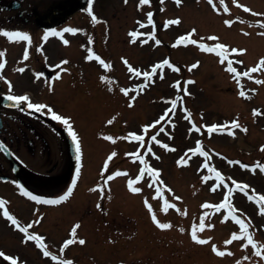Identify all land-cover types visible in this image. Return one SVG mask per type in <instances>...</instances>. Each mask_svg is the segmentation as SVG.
I'll list each match as a JSON object with an SVG mask.
<instances>
[{
  "label": "rangeland",
  "instance_id": "obj_1",
  "mask_svg": "<svg viewBox=\"0 0 264 264\" xmlns=\"http://www.w3.org/2000/svg\"><path fill=\"white\" fill-rule=\"evenodd\" d=\"M239 3L251 8L247 0H239ZM234 7V10L228 8V11L221 7L217 15L209 14L202 20H197L198 15L194 16L184 10L185 6L180 9L175 6L166 7L164 10L158 11L156 16L159 19L179 16L181 24L184 25L183 30H185L181 29V31L185 36L191 33L190 39H196L199 42L223 43L229 48L245 49L244 52L231 54L241 60L242 63L240 62L239 66L246 69L256 62V57L264 58V56H261L264 55V45L260 41H253L254 36L250 31L246 36V33H241V31H244L242 26L253 23V20L259 18L260 15L256 14L255 8L252 12L240 8L236 0H234ZM236 15L239 19H235ZM228 19H235V21L233 20V24L228 25L225 23ZM231 26H235V28L232 29ZM193 28L196 29L194 33L191 32ZM155 30L157 32L159 29ZM120 32L121 30L118 29L112 35V38L114 41L119 40V43L122 44L123 40ZM173 35L171 38L169 35H164L163 37L167 36L166 40H161L158 37L154 40V44L151 39L146 40V47L143 50L134 46L139 44L138 40L134 42V45L129 43L128 47L131 48L129 49L131 53H127L129 57L124 59H128L136 68L141 66L142 71L149 69L153 58L157 60L161 59L159 57L164 56L165 59L170 61V64L167 65L169 68L164 69V71L161 69V72H158L154 84L146 92L140 93L137 97L134 93L135 87L128 86L130 91L127 96L122 93V88L130 83L138 82L140 78L136 80L134 77H128V72L126 73L125 67L122 66L119 59L120 62L118 61L117 66L116 63H113L114 68H122L121 76L115 74L116 84L111 91L115 108L111 105L112 101L108 98L106 92L97 94L95 91L90 90L87 94L88 97L93 96L98 100L104 99V102L111 101L105 102L106 112L102 115L97 112V119H100L98 121L99 125L87 131L84 123L76 125L77 120H72L74 122L73 127L82 137L84 149H86V158L83 157L85 159L82 170L83 178L79 179L75 189L76 193L79 192L77 197L81 198L78 200L83 201L84 197L88 196L85 197L88 201L86 205L88 210L82 209L84 211L82 222L85 219H87V225L90 221L93 225L98 222L99 236L108 233L111 238H116L115 241L119 239L116 244L113 242L105 244V238L93 237V240H90L88 249L87 247L80 248V251H83L78 258L81 264H84V262L86 264H163L164 261H168L167 264H178L177 262L180 261H184L180 264H236L237 261L240 264H264V255H258L255 248L251 245L247 248L242 247L246 243V237L232 240L231 244L226 245L224 243V241L232 238L233 232H240V225L236 221L221 223L219 218L222 213L212 212L216 206L215 204L210 208L205 206L204 209H201L203 201L210 204L211 201L228 197V193L217 190L213 194L209 186L216 183L203 181V190L208 195L207 197L201 194L197 186L191 184V182L199 183L198 179H201V174L195 172L198 162L202 160L201 155L191 153L192 149L196 148L193 144L194 139H197L198 144L204 147V150L202 147L201 149L205 152L216 149L219 152L231 155V157L236 156L241 160L244 159L251 164L255 159L264 163V157L261 154V145H264V127H261L264 125V120H262L264 115V85L260 87V92L258 90L255 92L256 86L249 83L246 90L248 96H238L234 89L235 84L229 77V72L223 71V63L218 60L216 53L212 54V52L204 51L199 45L195 46L190 42L185 44L187 46L193 45V47H189L185 51V49L177 47L176 42H173V39L176 38L175 33ZM211 36L218 37V40H210L209 37ZM157 40L160 41L159 44L156 43ZM141 51L147 60H144ZM197 61H199V64L192 68L191 65ZM110 64L112 65V63ZM173 64L176 65L179 71L172 68L171 65ZM161 75L163 78H161ZM173 80L174 82H172ZM175 80L179 81V86H177ZM188 81L194 82L187 83ZM99 87L105 89L102 82ZM185 88L187 91H185ZM107 90L109 92L110 88ZM178 96L182 99L177 100L172 117L170 114L173 111L168 110L172 108L171 100L176 99ZM133 97H135L134 101ZM87 101L88 104L91 103L90 100L86 99L81 108L85 115L92 111L90 106H87ZM102 104L99 103L96 106ZM112 108L114 110L110 112L109 110ZM111 113L115 114L108 118ZM162 115L164 116L163 120L160 119ZM114 116L116 118L110 125L116 126V133L109 132L110 125H108V121ZM157 120H160L159 124L155 123ZM244 120H250L247 127ZM167 121H170L167 132H162L159 135L160 143L156 146H152L153 143L149 144L151 134L160 129L163 123ZM231 121H237L239 127L234 126L230 123ZM88 123L90 124L92 121H88ZM150 124L154 126L145 129L144 126ZM193 124H195V127ZM212 124H216L217 128L209 134L206 125L211 126ZM221 124L230 127L236 137L220 136L215 133V131L222 128ZM233 127L236 129L233 130ZM245 128L248 132L247 140L252 141L256 148L255 150H249L250 152L242 151L245 150L246 141L245 136L240 133L246 132ZM90 131L93 132L89 139ZM132 132L143 136V139L138 141L131 137L130 133ZM109 135L113 137L112 140L107 139ZM255 140H262L263 142L258 144L254 142ZM165 144L169 147L165 148ZM149 147L152 150V155L148 151ZM113 152L116 155L109 160L108 158ZM146 152L148 157H145ZM153 152L157 155V158L153 155ZM141 157L148 162L145 166L157 170L156 176L160 194L157 195L155 190L154 198L151 196V191L146 188L144 183L148 177H145L146 181L143 179V182L133 183L132 186H136V184L138 188L141 186L142 191L137 193L138 199L134 206L132 205L130 206L132 208L126 209L121 204L124 206L123 202L126 197L132 196L134 193L127 183L141 171V163L143 162ZM182 157L187 161L184 164L179 162ZM215 161L217 162H214L213 166L218 170H220L218 167H221L222 176L226 177L232 184L247 185V189L249 187L253 188L255 185L260 186L256 170L240 169V163L234 167H229L224 159ZM174 164L179 167L175 168ZM117 165L120 168L123 167L125 173L111 178L110 184L114 185V189L110 192H113L112 199H109L110 194L106 193V188L101 186V183L108 172L106 168L115 169ZM134 167L137 168L136 171L133 170ZM85 169L87 172H85ZM114 171H110V175ZM120 177L124 179L122 180ZM115 185L117 188H115ZM200 186L202 188V185ZM260 188L264 191V187L260 186ZM259 193V189L254 192V194ZM234 194L231 195L234 208L232 210L243 213V216L247 218L243 220L249 225V230L252 232L254 239L264 245V234L259 229L260 225L264 223V214L258 210L261 205L257 202L250 204L245 198L237 193ZM233 195L234 197H232ZM176 196L181 197V199L177 201ZM145 198H147L148 204H151L157 218L162 222H170L173 225L171 228L160 229L157 227V232H154L155 222L151 218L152 214L151 216L149 213L145 214V212H151L148 204L145 203ZM104 199H107L110 203L111 214L109 218L111 220L102 225L99 222L101 212L98 205L103 204ZM165 199L168 200L169 204H175L176 207H170L167 212L163 211ZM202 216L204 217L203 221L200 219ZM75 217L76 215L73 216V218ZM221 217L222 220H226L224 216ZM201 223L205 225L203 229L200 228ZM194 224L197 228V234L206 240V243L201 244L192 240L191 231ZM136 227L140 230L139 232L135 231ZM181 228L184 231H181ZM134 231L135 234L133 235ZM81 234L88 241L87 232L81 231ZM213 245H216L221 251H225V249L227 251L223 256H220L213 250Z\"/></svg>",
  "mask_w": 264,
  "mask_h": 264
},
{
  "label": "flooded vegetation",
  "instance_id": "obj_2",
  "mask_svg": "<svg viewBox=\"0 0 264 264\" xmlns=\"http://www.w3.org/2000/svg\"><path fill=\"white\" fill-rule=\"evenodd\" d=\"M29 2L28 4L27 0H0V29H19L29 33L30 30L32 31L31 28L39 29L37 23L44 27L42 31L49 28H78L77 13L84 11L82 8H77L81 0H29ZM0 41V47L2 43L8 48L14 46V41L8 40L4 35H0ZM7 81L12 83V93L19 94V85L9 66L4 67L0 75V142L7 145L6 148L0 147V198L5 200L3 207H7L18 218L17 204L23 209L28 204H40L25 196L20 191L19 185H24L35 194L48 196L53 194L52 190L57 189L64 178L70 176L72 168L67 144L57 139H47L41 127L40 121L44 118L40 113L32 109L20 111L12 105L8 106ZM48 213L44 210L42 214L44 216ZM38 221L39 223H35L34 227L46 233L42 235L45 238L42 243H45L54 255L63 257L68 249L67 247L60 252L67 238L65 225L53 226L54 234H51L50 226L47 225L44 217ZM34 227L32 225L30 231L37 233ZM12 232L15 233L14 236L9 235ZM12 237L13 246L3 247ZM1 246L3 252L17 258L18 264L27 262L56 264L50 256L44 255V249L39 247L37 241L26 240L25 234L3 216L2 208H0V248ZM0 264L12 263L0 260Z\"/></svg>",
  "mask_w": 264,
  "mask_h": 264
},
{
  "label": "snow or ice",
  "instance_id": "obj_3",
  "mask_svg": "<svg viewBox=\"0 0 264 264\" xmlns=\"http://www.w3.org/2000/svg\"><path fill=\"white\" fill-rule=\"evenodd\" d=\"M176 2L179 4L181 2V0H176ZM236 2L238 3L240 8L245 9L248 12H252L253 11L250 7H247L246 5H244L242 3H239V0H236ZM140 3H141V5L147 4V3H150V0H140ZM220 3L223 4L224 0H220ZM215 6H216L215 3H213V7H215ZM217 10H219V9H217ZM224 10L228 11V8H227L226 5L224 7ZM85 11L87 13L91 14V20H92L93 23L98 22V17L93 12V0H88V4H87V7H86ZM147 15H148V22L149 23H153V21H152V13L149 12ZM257 15L264 16V13H258ZM237 19H239V17H237ZM168 23H172V21H169ZM175 23H177V24L180 23V20L176 19ZM225 23L228 24V25H231V24H233V20L228 19V20L225 21ZM259 24H260L261 27H264V20H260ZM165 26H167V25H165ZM79 31H82V29L77 28V27H65L62 30H58L56 28H49V29H47L45 31V33L43 35V40L47 41L49 35H54V36H57L60 39H62L63 42L65 44H67V43H69V41L64 38V33H67V32L77 33ZM191 32L192 33L196 32V29L193 28L191 30ZM261 34L264 35V33H261ZM0 35H4L10 41H26L28 45L32 44V38H31V36H30V34L28 32H24V31H20V30L0 29ZM137 35H138V32H136V31H133L131 33V36L133 38H135ZM148 35L152 36V35H155V33H148ZM187 35H188V37H191V33H188ZM209 39L215 41V40H218V37L211 36V37H209ZM181 42H187L185 36L179 37L177 39V41H176V44H180ZM156 43L159 44L160 41L157 40ZM190 43L193 44V45L199 43V46H200V48L202 50L207 51V52H216V53H218L219 57L221 58V63H224L225 60L228 58V56L231 53L246 51L245 49L229 48L227 45H225L223 43H216L215 45H210L208 43H200L196 39H191ZM38 50L42 51L43 49L40 48ZM88 52L91 53V54L88 55L86 57V59L93 60V58H95V60L99 61V63L101 65H103L104 68H110L111 67L110 63H107L104 59H102L99 55H97L91 48L88 49ZM5 53H6V50H0V57H5ZM29 54H30L29 51L26 49L25 52H24L23 58L27 59ZM6 63H7L6 58H4L2 61H0V75H2V70L4 69ZM61 63H67V61H61ZM125 63L127 64L128 61L125 60ZM161 63H162V65H169L170 61L168 59H165ZM198 64H199V61H197L195 64L191 65V67L194 68ZM171 66L176 71H179V69L176 67V65L173 64ZM56 67H59V66L57 65ZM128 67H129V69H130V71L132 73H134V74L138 73L140 75H143L145 77V79H149L150 77L155 75L156 74V70H157V66H153V70L151 72H140V70L132 67L131 64H128ZM262 68H264V58H261L260 61H259V64L257 66L253 67L252 69H250L248 71H245L243 73V75L248 76V75H250L251 72H256V71H258L259 69H262ZM18 70L23 72L24 68L21 67ZM227 70L229 72H232V73H237V68L232 66L231 60L228 61ZM237 74L239 75V73H237ZM42 75H43V73H37V77L42 76ZM161 78H163L162 75H161ZM4 79L6 80L7 78H4ZM101 79L103 81H105L106 84L107 83H111V77L108 76V75L101 76ZM191 82H194V81H188L187 83H191ZM7 83L9 84V92L6 94V99L9 102L12 103V106L16 107L20 111H26L28 109H32V110L43 112V111H45V109H47L48 111L45 112L46 115H50L54 120H56L58 122H61L63 124L64 128L68 132V134H69V136H70V138H71V140L73 142V146H74L76 154H77L76 155V159L79 162L81 160L82 147H81V141H80V138H79V134L75 130V128L73 127V123L74 122L72 121V118L57 113L54 109H52V107L50 105H47V104H44V103L33 102L31 97L28 94H13L12 93V83H11V81H7ZM258 83H264V80L258 81ZM176 84H177V86H179V81H177ZM122 91L127 94L130 90L128 88H124V89H122ZM185 91H187L186 88H185ZM240 94L242 96L245 95V93L243 91H241ZM132 99L134 101L135 97H133ZM179 99H182V97L178 96L176 99L171 100L172 108L169 109L168 111H173L174 110V108L176 106V103H177V100H179ZM185 111H187V109H185ZM173 114H174V111H173ZM189 116H190V113H189ZM115 118L116 117L114 116L111 120L108 121V123L111 124L112 121ZM160 119L163 120L164 116L162 115L160 117ZM155 123L159 124L160 120H157ZM226 123H228V122H226ZM230 123H232L236 127H239V124H238L237 121H231ZM153 126L154 125L150 124V125H145L144 127H145V129H147V128L153 127ZM193 126L195 127V124H193ZM206 127H208L209 134H211L212 130L217 128V125L216 124H212L211 126H207L206 125ZM244 130L247 131L246 128ZM130 136L134 137L138 141L143 139V136L137 135L135 132L130 133ZM107 139L112 140L113 137L109 135L107 137ZM151 139L153 141H156L157 143H160V141H157V138L154 135L151 137ZM197 143H199V142H197ZM0 147L6 148L7 145H4L2 142H0ZM164 147L167 148L169 146L167 144H165ZM148 150H149V152L152 151L150 147H149ZM198 150L199 149H193L192 151H198ZM261 150L264 151V145H261ZM115 155H116V153L113 152L109 156L108 159L111 160L112 157L115 156ZM153 155H155V153H153ZM202 155L207 157L208 153L207 152H203ZM141 159L143 160V157H141ZM179 162L181 164H184L187 161L182 157ZM143 163L145 165L148 164V162L146 160H143ZM236 163H238V162H236ZM204 167H210V166L206 163L204 165ZM243 167H245V168L252 167L253 171L256 170V167H259L261 170H264V163L257 162V164L255 166H250L248 164H244ZM79 171H80V164L78 163L77 164V176L79 175ZM106 171H110V169L106 168ZM148 171L153 176H155L157 174V170L154 169V168L148 167ZM211 171L215 172L216 179L223 180V177H222L221 173L219 171H217L214 166L211 167ZM143 173H144V169H141V174L143 175ZM115 175H119V171L112 172V174L108 176V179H111ZM136 179L139 180L140 177L138 176V177H136ZM204 179L207 180L208 177L205 176ZM13 183H18V182L17 181H13ZM76 183H77V180H76V178H74L72 180V185L75 186ZM73 186H69L67 188V190L63 192V194L57 195V196H54V197L35 194L33 191L29 190L24 185H19V188H20V191L25 196L30 197L31 200H33V201L43 202V203L55 205V204H59L60 202L65 201V200H67L69 198V196L73 193ZM128 186L131 188V190L133 192H140L141 191L140 188L132 186V180L128 181ZM98 187H99V185H98ZM236 187L237 188H241V190H246L248 186L247 185L237 184ZM91 190H95V189H91ZM233 191H234V189L230 187L229 190H228V194L231 195V193ZM253 192H255L254 189H253ZM159 194H160V192H159V189H158L157 190V195H159ZM249 198L250 199H256V202L259 205H261L260 212L262 214H264V194H256L255 196H250ZM175 199L177 201H179L181 199V197L176 196ZM145 203L148 204L147 198H145ZM4 205H5L4 198H0V208H2L3 216L8 218L10 220V222L12 224H14L17 229H20L25 234L26 240L31 239V240L37 241L39 243V247L44 249V255L50 256L52 258V260H54V261H60V264H74L73 260L67 259V258H62V257H60L58 255H54L52 252H50L48 250V246L45 243H42V241H44V239H45L44 236L39 235V234H37L35 232H31L30 229L32 227V224H22L20 222V220L8 210L7 207H3ZM225 205H228L227 197L225 198V202L223 204H221L220 206H218V207H224ZM98 207H99V205H98ZM148 207H149L150 210L152 209L151 204H148ZM170 207L175 208L176 205L175 204H169L168 200L165 199L164 200V205H163V211L167 212ZM177 210L179 211V209H177ZM229 211L231 212V206L230 205H229ZM184 214H186V213H184ZM151 218H152V220L155 222V224L160 229H169V228H171L173 226L170 222H162L160 219H158L157 215L155 214L154 211L152 212ZM224 218L227 219V216H225ZM232 218H233V220L236 221V223H238L240 225V232L239 233L233 232L232 233V238L230 240L224 241V243L226 245L227 244H231L232 240H235V239H238V238L243 239V238L246 237V243H244L242 245V247L247 248L249 245H251L253 248L256 249L258 255H264V245H261L260 242H258L257 240L254 239L252 232L249 230V225L246 224V222L243 219H239L235 215H233ZM200 219H201V221H203L204 217L202 216ZM34 223H39V221L38 220L34 221ZM204 226L205 225L203 223H201L200 228L203 229ZM209 226H211V225H209ZM78 227H79V223H77V225L73 227L72 232H71V237L72 238L67 239V240L64 241V246L60 249V252H63L64 249L68 247V245L73 244L75 242L76 229ZM180 230L184 231L183 228H181ZM191 238H192L193 241L199 242L201 244H204V243L207 242L206 240L202 239L201 236H199L197 234V228H196L195 224L192 227ZM79 243L83 244V243H85V240L80 239ZM213 250L216 251L220 256H223L225 254V251H227V249H225V251H221L216 245H213ZM4 255H5V253L0 251V257H3ZM6 259H7V261L12 262V264H18L17 258H15V257H13L11 255H8L6 257ZM236 264H240V262L237 261Z\"/></svg>",
  "mask_w": 264,
  "mask_h": 264
}]
</instances>
